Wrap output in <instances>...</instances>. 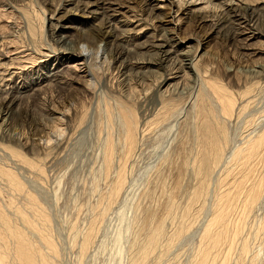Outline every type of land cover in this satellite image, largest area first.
<instances>
[{"label": "bare ground", "instance_id": "obj_1", "mask_svg": "<svg viewBox=\"0 0 264 264\" xmlns=\"http://www.w3.org/2000/svg\"><path fill=\"white\" fill-rule=\"evenodd\" d=\"M39 1L41 0H7L5 3V0H0V3L3 2L5 5H8L7 9L12 7L13 10L19 11L26 23V28L23 29L22 33L19 32L22 36L26 35L25 42L19 40L18 43V31H15V33L11 34V38L8 39L9 42H4L8 45V49L6 52L4 51L5 53L2 51V54H0L3 57H7L6 60H8L7 63L5 62V66L3 65V68L1 66L2 62H0V138L7 137V130L11 126L12 121L18 117L20 98L28 97L29 95L38 96L47 92L46 97L42 99L46 103H51L52 95L48 93L51 89H55L56 91L65 89L70 93V97L74 101L77 100L75 96L77 93H80L81 96L92 95L95 98L98 90L106 87L105 75L111 74L113 69H115L119 71L118 77L122 85L128 86L131 84L133 78L132 73L135 69V64L140 63L137 56L132 53L133 49L130 46L128 47L130 41V32H128L130 30L128 27L141 26L143 19L134 14L133 11L132 14L134 15L131 14L130 16V11L133 10L130 4L123 6V3H113V0H59L60 2L52 8V11L45 14L46 11L41 3L48 2L49 0H42L41 3ZM141 1L149 3L154 20L162 16L161 14L168 7L173 13H170V15L173 18L176 17L177 22L181 23L179 20L182 16L188 20L206 21L215 34L225 29V24L227 26L228 22L232 21L235 17L241 18L242 16L245 17V14H248L250 18L255 19V21L257 20V7L246 0H237L238 2L228 0L229 3L223 0L224 5H221L222 3L219 0H206L207 4L212 3L210 8H213L212 10L216 9L215 11L219 13L220 18H218L217 22L213 20L214 11L210 9L209 11L204 10L207 8L206 6L203 9L204 11H202V7L195 9L189 6L191 4H187V1L182 0ZM202 1L205 2V0ZM214 1H218V3H214ZM262 3L260 9L264 7V0ZM124 8L127 11L126 14L123 11ZM4 14L6 13H0V21H3V24L0 26L6 29L7 25H5L6 23H4L5 20L3 19V16L6 15ZM20 14L17 13L19 16ZM144 27L146 25H143L136 30V33L132 34L134 35V39L131 40L134 45L136 44L137 48L143 45L146 41L144 39L148 37L145 30L147 27ZM262 35L256 31L248 33L240 31L237 33L241 47L248 50L251 55L259 52V49L253 48V45H255L259 37H264ZM157 36L162 38L161 34H157ZM161 38L156 37L159 43L155 44L158 47L157 52L160 53L161 57L166 53L175 56L186 55L181 49H177L178 47L171 43L173 41L171 37ZM100 43H103L105 47L101 48ZM167 46L170 48L165 49ZM160 56L157 64L161 61ZM180 61L181 63H179L178 67L180 70L169 76V78H162L156 85L161 88L168 82V79L170 81L184 77L183 75L186 71H189L191 75L201 80V88L195 96L196 101L192 104V117L194 121L191 124L193 126L191 128V137L194 146L187 148L184 146L183 141H181V146L177 153L180 155L184 148L187 149L186 157L188 161L184 163V160H181L180 165L184 164L182 166L184 169L190 167L192 173H194L193 178H197L198 181L197 179L196 181L198 183H195L196 186L190 194L188 203H186L187 205L185 208H182L179 226L176 225V229L172 233L170 232L168 237V233L165 235L164 231V226H166L164 224L165 217L154 225H149V227L145 225L139 226L140 228L138 227L139 229H137L139 231L138 234L135 232L136 228H134L136 236L133 237L132 245L135 248L132 249L134 252L130 251L132 254L130 253L129 264H146L147 260L150 261V255L153 256L155 253L154 255L158 256L157 249L159 248L157 247L160 246L159 244L162 239L164 241V238L166 242H163L164 245L162 244V249L160 247L158 252L161 251L160 257H162V254L164 256V253L166 255V251L168 252V249L173 247L175 242L177 243V240L182 238L181 236L184 233L187 234L193 225H196L193 223H195L196 218L200 219V214L203 210H207L205 199L208 198L207 196L211 190L210 185L216 186L214 188L216 190L213 189V192H211V194L214 193L213 196L209 194V196L213 197L211 199L212 202L209 203L210 213L206 221L203 220V216L201 222H204L200 225V231L198 229L197 232V234L200 232L197 249L190 256L188 264H231L232 261L234 264H264V125L262 124L261 130L256 134H247L244 141L241 140V142L239 140L241 143H233L234 145L228 146L229 135L227 133L226 120L231 119L234 114H237V116L242 114L245 111L244 109H246V105H249L246 103H250V98L248 101H245V104H242L244 99L238 103L223 85L218 84L213 79L207 78L204 73L206 71H200L198 67L199 58L197 56H186L185 59H180ZM137 66L139 67V65ZM144 74L145 72L142 73V75ZM159 89L156 88L154 93V97L156 96L158 99V107L156 106L153 114V119L156 120L155 123L169 121L174 115L176 117V114L179 113V110H177L178 104L180 105L178 98L169 99L168 97L170 96H168V100L164 99L165 97L161 96L162 93L159 92ZM129 91L121 94L122 99L118 95L104 97L101 96L102 94H98L96 101L94 99L95 107H98L97 113L102 111L110 117L112 111L116 110L122 121V134L117 145L107 135L102 149L105 176L113 170V175L111 174L112 178L110 183H108L110 184L109 191L107 192L108 199L106 201L108 205H110L109 202L112 204L116 200L124 188L126 182L124 176L125 162L128 154L133 152L136 147V121L128 107V103L124 101V98H127L131 94ZM80 107L81 110L78 113H76L75 108H73V111H70L66 108L56 109L49 107V112L46 116L53 123L52 126L42 127L40 123H37L35 124V128H39L38 132H42V136L44 135L50 140L55 132L60 131L61 128L58 125L70 118L71 114L78 116L80 119L86 116L87 108L82 101ZM147 124H151V122H147ZM142 130H145V128ZM5 140H9L10 142L12 139L6 138ZM2 142L4 143V140ZM7 144H2L3 148L7 150L6 152L10 154L9 156H12L13 159L16 158L14 161L18 160V164L20 162L27 168L34 166V163L25 158L19 149H14V147L9 146V143ZM4 154L6 155V153ZM116 156L117 162H115ZM2 159L5 158L3 157ZM2 159L1 161H3ZM259 163L261 164V168L259 166L260 169L256 170ZM4 165L0 164V177L2 178L0 179L4 180L5 184L7 183L8 188H11L10 191L14 190L12 192L16 191L18 195L19 193L20 195L24 194L25 207H23L24 205L22 206L23 208L21 206L9 207L13 205L12 203H9L11 205L7 206L9 210L11 208L10 211H14L12 215H15L21 221L20 223L19 220H15V222H19L17 224H22L18 226L13 222L15 217H12V220L11 214H8L7 209L2 204L0 205V264H55L56 262L52 263L50 261L52 259H49L48 256L49 253L51 256H56L58 251L46 233V230L48 231L47 227L49 228L50 226L48 225L50 224H48L49 222L47 223L49 218L46 215L47 213L44 212L45 209H42L44 206L39 202L37 203L36 196L26 190L24 183L13 171L15 170L13 167L15 166L12 167V170V168H9L10 166L4 167ZM216 168H219L217 171V174L218 172L219 174L214 178H219L215 179L216 182L218 181L217 184L214 182L215 185H212L211 180ZM39 170L41 169L39 168ZM40 173L42 174V170ZM106 177L105 179H107ZM147 190H150V188ZM103 194L101 195L104 198ZM102 196L100 199H103ZM171 198L169 195L165 207L166 217L169 214L172 215V212L176 210L175 208L172 211L173 201ZM197 202H200V204L193 209ZM108 205L106 208H109ZM258 205L262 209L259 218L255 216L257 210L254 211ZM106 208L105 211L101 209L104 217V212L106 214L109 210H106ZM99 210L98 208L100 214ZM253 211L256 213L255 215ZM252 215L258 218V220L255 218L257 220V222L255 221V224L257 223L256 227L250 234L244 235L243 231L245 232L246 228H248V225L246 224V227L245 223L248 221V218H252L250 217ZM138 218L140 219V217ZM147 219L149 221L150 218ZM147 219H145V222H147ZM249 220L251 221V219ZM94 223L93 226H90V223L89 227L86 226V232L80 230L81 232L83 231L82 233L85 232L82 238L83 241L81 239L82 244L80 243L83 250L88 248L87 245L92 241L91 238H93L92 236L95 233L93 229L95 231L96 226V224L94 226ZM45 226L46 230H44ZM248 230L250 231V228L247 229V232ZM28 234H34L37 238L35 241L37 242L33 241L34 235H32V239ZM79 235L81 234L79 233ZM254 239L257 241H251ZM259 241L260 244H258ZM257 244L260 247H257ZM42 247L46 248V250H43ZM235 253L236 255H234ZM155 256L152 257L154 261H156ZM158 262L160 261L158 260Z\"/></svg>", "mask_w": 264, "mask_h": 264}, {"label": "rangeland", "instance_id": "obj_2", "mask_svg": "<svg viewBox=\"0 0 264 264\" xmlns=\"http://www.w3.org/2000/svg\"><path fill=\"white\" fill-rule=\"evenodd\" d=\"M182 1H187V4H191L189 6L195 9H200L202 7V11L213 9L210 8L212 3L207 4L206 0L205 2L202 0ZM219 1L222 3L221 5H224V1L227 2L228 0ZM233 1L238 2L237 0ZM246 1L257 7V20L255 21V19L250 18L248 14H245L246 16H242L241 18L235 17L232 19L233 22L229 21L227 26L225 24V29H222L223 31L221 30L218 34L213 33L212 28L206 21H197L196 19L188 20L186 18L184 19L182 16L179 20L181 23L177 22L176 17L173 18L170 15L172 10L168 7L161 14L162 16L154 20L148 2L144 3V1L141 0V3L139 0L112 1L113 3H123V6L125 4H130L133 9L130 11V16L133 11L134 14L138 15L143 20L141 26L128 27L130 30L128 31L130 32L128 47L130 46V48L133 49L132 53L136 55L140 61L139 64H135L131 84L128 86L125 85L126 87L124 84L122 85L118 77L119 71L113 69L111 74L108 73L105 75L106 87H102L101 90L99 89L100 91L98 90V94H102L101 96L112 97L118 95L121 99V94H125L130 90L129 92L131 94H129L127 98H124V101L128 103V107L133 113L137 127L135 131L136 147L133 152L128 154L125 162L126 167L124 176L126 182L124 188L112 204L109 202L110 205H108L106 201L108 199L107 192L110 188V184L108 183H110L112 178L111 174L113 175V170L109 172V177L108 175H106L107 177L105 176L102 149L107 135L111 137L116 145L121 137L122 121L117 111L113 110L110 117L102 111L97 113L98 107H95L94 102L98 98V94H96L94 98L92 95L81 96L80 93H77V95H75L77 100L74 101L72 97H70V93L65 89H57L59 92L55 89H51L50 92H48L52 95L51 103H46L42 99L46 97L47 92L38 96L29 95L28 97L25 96L19 99V115L12 121L9 127L10 130H7V133L10 135L7 134L6 138L12 140L9 142V140H5L6 138H0V141L2 142V140H4L6 145L9 143V146L14 147V149H19L25 158L34 163V166L27 168L20 162L18 164V160H15V162L14 159L16 158L13 159L12 156H9L10 154L3 148V145H5L3 142H0L1 145L3 144L2 146L0 145V161L3 157L6 160L2 159L3 161H1L0 164H5L4 167L10 166V169L15 166L13 167L15 170H13V168L12 170L24 183L26 190L33 193L37 198V203L39 202L44 206L42 207L40 205L43 210L45 209L44 212L47 213L46 215L49 218L47 223L49 222L48 224H50H47L50 226L49 228L47 227L48 231L46 230L47 225L44 230H46L47 235L58 251L56 256H51L49 253L48 256L49 259H52L50 260L52 263L129 264L131 254L134 252L132 249L135 248L133 247L134 245H132L134 240L133 237L136 236V234H134V228H136L135 232L138 234L139 231L137 229L140 228L139 226L145 225L149 227V225H154L165 217L164 224L166 226H164V231L165 235L168 233V237L170 232L172 233V231L176 229L175 227L179 226L182 208H185L187 205L186 203H188L190 194L196 186L195 183H198V179L196 178V181V179L193 178L194 173H192L190 167L184 169L182 167L184 164L180 165L181 160H184V163L188 161L186 157L187 149L184 148L180 155L177 153L181 146V141H183L185 144L184 146L187 148L194 146L191 137V128H193L191 124H193L194 121L192 117V104L196 101L195 96L201 88V80L191 75L189 71H186L183 75L184 77H179L170 81L168 79V82L161 88L156 84H158V81L162 78H169V76H172L177 73L176 71L180 70L178 68L180 65L179 63H181L180 59H185L186 56H197L199 58L198 67L200 71H206L204 73L207 78L213 79L218 84L223 85L238 103L240 100L242 101V99H244L242 104H245L246 100L248 101L249 98L251 99H249L250 103H246L249 105H246V109H244L245 111H243L242 114L238 116L234 114L231 119L229 118L230 120H226L227 133L229 135L228 146L234 145L233 143L237 144L241 140L244 141L247 134L252 133V135H254L261 130V127L264 125V37H259L258 40H256L253 48L259 49V52L251 55L248 50L241 47L237 33L240 31L244 33L256 31L264 35V7L260 9L263 0ZM6 2L7 0H5V3ZM39 2L41 3L42 0ZM59 2V0L42 2L41 5L46 11L45 14L52 11V8ZM2 3H0V13H6L3 19L7 26L6 29L0 26V54H2V51L5 53L8 49V45L5 43L9 42L8 39L11 38L13 32L15 33V31H18V43L19 40L25 42L26 39V35L22 36L20 34L23 29L26 28V23L23 20L24 18L19 11L13 10L12 7L7 9L6 7H8V5ZM214 3H218V1H214ZM172 8L174 9V7ZM215 10H212L214 11L213 20L217 22L220 17L219 13ZM123 11L126 14L127 11L125 8ZM17 13H19L20 16L17 15ZM2 24L3 21H0V25ZM143 25L147 27L144 28H146L145 30L148 37L144 39L146 40L145 43L137 48L135 46L136 44L134 45L131 40L134 39V35L132 34L136 33V30ZM157 34H161L162 38L157 36ZM156 37L161 39L171 37L173 39L171 43L176 45V47H178L177 49H181L186 55L175 56L166 53L161 57L159 55L160 53L157 52L158 47L155 45L159 43ZM102 45L103 43H100V47L104 48L105 46ZM167 48L169 49L170 47L167 46L165 49ZM7 55H9V53H7ZM159 56L161 57V61L157 64ZM6 58L7 57L0 55L2 68L5 66V62L7 63L8 61ZM137 65H139V67ZM142 71L145 72L144 75H142ZM156 88H160L159 92L162 93L161 96L163 98L165 97L164 99H167L168 96H170L168 97L169 99L175 97V99L178 98L180 103L177 107L179 113L177 112L178 114H176V117L174 115L169 121H161L162 123H155L156 120L153 119L156 106L158 107V99L156 96L154 97ZM81 101L86 105V116L80 119L78 116L71 114L70 118L58 125V127L60 126L59 128H61V132H55L50 140H48L46 136H42V132V134L38 132L39 128H35V124L37 123H40L42 127L52 126L53 123H51V121L47 119L48 116H46L49 112V107L56 109L66 108L70 111H73V108H75L76 113H78L81 110ZM147 122H151V124H147ZM144 128L145 130H142ZM40 138L42 139L40 140ZM43 138L45 141H43ZM4 153H6V155ZM115 162H117V156L115 157ZM260 165L259 163L256 170L261 168ZM39 168L42 170V174ZM30 169L34 170L31 171ZM218 169L219 168H216V171L214 170L215 173H213L212 176V180H214H211L212 185L218 182H216V180L219 177L217 179L214 178L219 174V172L217 174ZM105 177L107 179H105ZM1 181L0 205L2 204L3 207L7 209L8 214H11V218L15 217L14 220L13 218L12 220L17 224L19 222H15V220L19 219L16 218L15 215H12L14 211H10L11 208L9 210V207H22L23 205V207H25V196L23 193L21 195L19 193L20 196L23 195L20 197L18 192L16 194V191H10L11 188H8L6 185L7 183L5 184L4 180ZM210 187L211 190L209 194L213 192L216 186L210 185ZM149 188L150 190H147ZM150 191L151 193H149ZM147 192L149 194H145ZM101 194L104 195V198ZM209 194L207 196L208 198L205 199V203L207 202V210H203L201 213L202 215L200 214V219L196 218L194 221L195 223H193L196 225H193L187 234L184 233L181 236L182 238L178 239L177 243L175 242L174 246L171 247L172 249L169 248L168 252L166 251V255L164 253V256L162 254V257H160L161 251H158L160 247L162 249V244L164 245L163 242H166L165 238L164 241L162 239V243L160 242V246L157 247L159 249L156 248L158 251L155 249L157 253H159L157 254L158 256H155V253L153 256L150 255V261L147 260L148 264H153V262L154 264H188V262H190V256H192L197 249L200 234V232L199 234H197V232L198 229L200 231V225L204 222H201L203 216V220L206 221L210 213L209 203L212 202L211 199H213L212 196L214 193L211 194L212 196H209ZM100 195L103 199H100ZM169 195L172 197L171 199L173 201L172 211H174L175 208L176 210L174 211L175 213L171 211L173 214H169L170 216L167 215L166 217L165 207ZM209 200L210 202H208ZM197 203L194 205L193 209L200 204V202ZM105 204L106 206H104ZM107 205L109 208H106ZM257 207L254 210H257V214L254 211L253 213L259 218L262 209L260 205ZM98 208L100 212L101 209L103 211H105V208L106 210L109 209L106 214L104 212L105 217L102 214L103 211L99 214ZM98 215L101 216V219ZM190 215L192 214L190 213ZM254 215L250 216L252 218L254 217V220L248 218V223H245V226L247 227L248 225V228H246V233L243 231L244 235L250 234L251 231L255 229L257 224H255V221L257 222L258 218ZM134 217L136 218L134 219ZM138 217H140L141 220ZM147 218H150L149 221ZM133 219L136 224L133 222ZM136 219H138V224ZM145 219H147V222H145ZM249 219H251V221ZM89 223L90 226H93V223L94 226L96 224L95 231L93 229V232H95L93 235L95 237L92 236V241L87 245L88 248L84 249L87 251L86 252L81 248V239L87 231L86 226L89 227ZM134 224L137 227H132L135 226ZM17 225L20 226L22 224ZM249 228L250 231L248 230L247 232ZM80 230L85 232L82 233L83 231L81 232ZM79 233L81 235H79ZM28 235L33 239L32 235L34 234ZM36 239L35 237L33 241ZM255 240L256 239L251 241ZM258 244H260V241ZM258 244L257 247H260ZM43 250H46V248H43ZM83 251L84 253H82ZM234 255H236V253ZM154 256L156 261H154V258L152 259ZM158 260L160 262L157 263ZM231 264H234V262L232 261Z\"/></svg>", "mask_w": 264, "mask_h": 264}]
</instances>
